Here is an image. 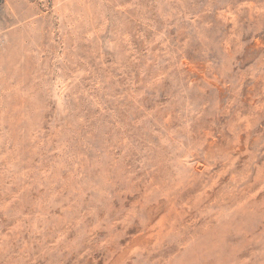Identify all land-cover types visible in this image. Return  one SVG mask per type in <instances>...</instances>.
<instances>
[{"label": "rangeland", "instance_id": "obj_1", "mask_svg": "<svg viewBox=\"0 0 264 264\" xmlns=\"http://www.w3.org/2000/svg\"><path fill=\"white\" fill-rule=\"evenodd\" d=\"M0 264H264V0H0Z\"/></svg>", "mask_w": 264, "mask_h": 264}]
</instances>
